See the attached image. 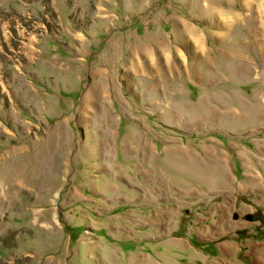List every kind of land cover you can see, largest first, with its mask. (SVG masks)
<instances>
[{"label": "rangeland", "instance_id": "rangeland-1", "mask_svg": "<svg viewBox=\"0 0 264 264\" xmlns=\"http://www.w3.org/2000/svg\"><path fill=\"white\" fill-rule=\"evenodd\" d=\"M0 264H264V0H0Z\"/></svg>", "mask_w": 264, "mask_h": 264}, {"label": "crops", "instance_id": "crops-1", "mask_svg": "<svg viewBox=\"0 0 264 264\" xmlns=\"http://www.w3.org/2000/svg\"><path fill=\"white\" fill-rule=\"evenodd\" d=\"M167 200H170V198H167ZM100 210L99 211H97V210L95 211V214L99 215V217H96L97 218V223L99 224V228L101 229L99 231H101V232L105 231V233H108L107 229L104 226H107V225L109 226L110 225V222H108V218H110V220H115V216H114L115 214L113 213L114 209L111 207L109 209H103V210H101V212H100ZM118 212H120V211H118ZM118 214H119L118 216H121L120 213H118ZM95 224H96V222H95ZM125 227H127V225H125ZM171 230H175V229H171ZM131 234H133V232H131ZM177 240H179V238H177ZM180 240H182V239H180Z\"/></svg>", "mask_w": 264, "mask_h": 264}, {"label": "bare ground", "instance_id": "bare-ground-1", "mask_svg": "<svg viewBox=\"0 0 264 264\" xmlns=\"http://www.w3.org/2000/svg\"><path fill=\"white\" fill-rule=\"evenodd\" d=\"M253 3V2H252ZM261 28V27H260Z\"/></svg>", "mask_w": 264, "mask_h": 264}]
</instances>
